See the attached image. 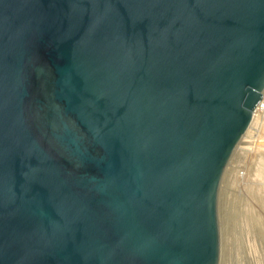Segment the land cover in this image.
<instances>
[{"label": "water", "instance_id": "95a60500", "mask_svg": "<svg viewBox=\"0 0 264 264\" xmlns=\"http://www.w3.org/2000/svg\"><path fill=\"white\" fill-rule=\"evenodd\" d=\"M263 95L264 0H0V264H219Z\"/></svg>", "mask_w": 264, "mask_h": 264}, {"label": "rangeland", "instance_id": "374dc122", "mask_svg": "<svg viewBox=\"0 0 264 264\" xmlns=\"http://www.w3.org/2000/svg\"><path fill=\"white\" fill-rule=\"evenodd\" d=\"M258 121L239 143L224 170L220 184L219 264H264V105ZM261 256V257H260Z\"/></svg>", "mask_w": 264, "mask_h": 264}, {"label": "bare ground", "instance_id": "6f19581e", "mask_svg": "<svg viewBox=\"0 0 264 264\" xmlns=\"http://www.w3.org/2000/svg\"><path fill=\"white\" fill-rule=\"evenodd\" d=\"M262 105H264V95H263V98H262V100L260 101V103L258 104V106L256 107V109H255V111H254V113H253V117H252V120H251V122H250V125L248 126V128L246 129V131H245V133H244V135L242 136V138H241V140H240V142H242L243 140H245L244 138L245 137H247V135L249 134V132L251 131V129H252V127L257 123V121H258V110L262 107ZM258 139H257V142H256V144H257V146L258 147H260V146H264V137H257ZM246 141V143H248V144H250L251 143V141L250 140H245ZM239 142V143H240ZM239 143H238V145H239ZM237 145V146H238ZM264 149V148H263ZM261 155V162L263 163L264 162V154H260ZM226 169V168H225ZM261 257V256H260Z\"/></svg>", "mask_w": 264, "mask_h": 264}]
</instances>
